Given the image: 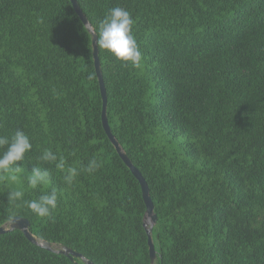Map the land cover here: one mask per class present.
Listing matches in <instances>:
<instances>
[{"label": "trees", "instance_id": "trees-1", "mask_svg": "<svg viewBox=\"0 0 264 264\" xmlns=\"http://www.w3.org/2000/svg\"><path fill=\"white\" fill-rule=\"evenodd\" d=\"M76 2L91 28L115 7L134 20L140 68L97 50L110 132L153 204L155 264H264V0ZM101 111L70 0H0V135L21 130L33 145L18 165L30 173L44 148L66 167L102 162L71 186L54 168L48 188L23 186L25 201L57 189L51 218L8 203L22 185L0 181V227L15 214L93 264H150L141 188ZM0 264L83 263L14 230L0 235Z\"/></svg>", "mask_w": 264, "mask_h": 264}, {"label": "clouds", "instance_id": "clouds-1", "mask_svg": "<svg viewBox=\"0 0 264 264\" xmlns=\"http://www.w3.org/2000/svg\"><path fill=\"white\" fill-rule=\"evenodd\" d=\"M133 24L134 20L127 10L115 7L90 31L95 36L96 48L104 50L116 61L128 64L133 68H140L143 56L132 34ZM89 78L91 79V76ZM32 148L29 136L21 130H17L10 137L0 135V181H11L22 185L20 188L7 191L8 203L16 206L19 202L33 215L40 218H51L57 208V189L52 188L35 199L25 201L23 200L25 195L23 186L26 185L28 189L32 190L48 188L50 168L61 172L64 184L71 186L81 172L89 175L94 174L102 167V162L97 157H93L81 168L66 167L67 161L63 155L51 148H44L38 157L39 163L33 166L30 173H26L25 169L18 165V162L23 164L25 154ZM9 220L14 224L16 222L15 214L10 216Z\"/></svg>", "mask_w": 264, "mask_h": 264}, {"label": "water", "instance_id": "water-1", "mask_svg": "<svg viewBox=\"0 0 264 264\" xmlns=\"http://www.w3.org/2000/svg\"><path fill=\"white\" fill-rule=\"evenodd\" d=\"M70 2L78 18L80 19L82 24L85 26L88 33L91 35L94 69H95V73L98 79L100 94L102 97L101 123H102L103 130L106 136L108 137L109 141L114 146L117 154L119 155L123 163L126 165V167L130 170L134 178L138 181L140 188H141L142 199L145 205V215L143 219V227L147 235L148 255L150 259V264H155L156 252H155L154 245L152 242L151 233H152V228L156 223V217L153 213V204L149 196V190H148L146 182L144 181V179L142 178L138 170L131 164V162L129 161L127 156L124 154V152L122 151V149L120 148V146L118 145V143L116 142V140L114 139V137L112 136L110 132V128L108 126L107 117H106V93H105V88L103 84L100 63L98 60V50L95 44V36L92 35L90 31L91 29L90 24L88 23L87 19L81 12L76 0H70ZM28 228H29V223L25 219L16 218V222L14 224L9 221L8 223L0 227V235L14 231V230H18L22 232L24 237L29 242H31L32 244L48 252L63 255L72 262H74V259H79L83 264H93L90 261L86 260L81 254H78L65 246H58V245H54V244H51L45 241L37 240L33 235L30 234Z\"/></svg>", "mask_w": 264, "mask_h": 264}]
</instances>
